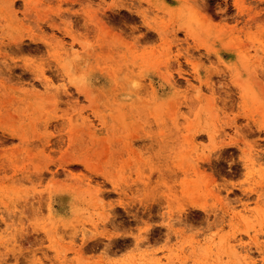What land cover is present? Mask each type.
I'll list each match as a JSON object with an SVG mask.
<instances>
[{"label":"rangeland","instance_id":"374dc122","mask_svg":"<svg viewBox=\"0 0 264 264\" xmlns=\"http://www.w3.org/2000/svg\"><path fill=\"white\" fill-rule=\"evenodd\" d=\"M73 2L87 5L92 3V0H73ZM241 2L248 4L249 15L253 17L264 5V0H241ZM30 3L41 5L39 8L31 9L36 13L38 20L47 18L50 11L60 10L49 8L51 0H30ZM56 3L66 5L68 0H56ZM145 3L157 5L160 12L172 13L168 19L162 14L151 18L154 31L148 30L152 31L149 43L156 46L157 56L160 49L175 42L174 37L179 34L176 30L183 28L185 40L189 35L194 36L191 41L194 54L201 53L200 62L204 64L206 71L211 65L219 66L220 61H223L224 70L218 67L216 72L205 75L204 85L213 86L211 93L203 92L199 97L193 93L185 101L191 115L180 108L179 112L173 110L166 119L165 112L160 107L164 98L160 96L157 99L159 91L165 87L164 84L157 80L160 90L154 91L152 98L149 99L131 88L128 83L131 77L127 72H124L123 77L121 76L127 68V61L136 53L120 46L121 37L113 30L115 24L106 27L102 25L96 35L91 37L85 31L83 39L80 28L76 27L74 22L65 23L63 35L59 34L60 28L54 29L56 35L48 32L52 53L61 59V63L66 61L78 63L81 58L85 59L88 80L81 87L85 100L79 98L80 93H72L71 88L58 97L49 98L17 83H6L5 78L0 77V217H2L0 264L9 257L20 259L22 249H24V258L37 264L43 261L52 264L57 257L60 264H114L118 260L121 264H188L189 260L191 264H201V262L240 264L246 259L257 258L251 248L253 246L257 250L259 248L261 241L257 238L261 235V221L264 220V212L261 211L264 209V202L259 191L261 184L264 183V172L260 171L261 161L258 158L255 160V167L252 168L253 179L247 186L252 190L234 189L235 195L232 196L223 189H216V192L223 191V201L220 210L212 212L211 216L198 215L200 210L191 208L184 213H169L170 217L173 215L191 217L185 219L183 224L180 220H176L170 230L168 225L171 221L164 218V205L168 203L165 197L164 205L141 206L136 203L127 205L128 209L138 208L140 215L147 211L149 218L154 213L159 215L160 221L153 229L156 235L153 236L150 232L145 238L146 243L141 241L139 245H134V241L138 238L135 233L131 238L114 237L111 228L107 227L115 221V217L105 218L107 204L118 200L121 195L120 192L110 190L113 176L125 174L136 179L131 177L135 165L137 177L143 178L139 165L143 159L142 147L146 145H143V142L135 143V137L141 132L148 137L161 136L171 139L175 136L180 144L187 143L190 146V154L200 145L199 150L196 151V158L205 155L203 145L207 141L198 137L205 135V132L201 131L202 128H209L213 108L223 107L222 104L214 103L215 98L221 95V85L226 97H234L237 105L243 104L250 114H256L254 122L264 118V113L260 112L264 104V78L261 76L264 73V43L259 35L264 31V27H261L258 20L251 33L245 29L242 37L240 30L232 26L234 13H229L227 23L216 22L209 25L208 17L216 11V0H206L199 24L189 23L187 19L181 21L180 6L186 3V0H173L172 3L169 0H145ZM13 4L14 0H0V40L4 39L6 28L24 26L22 19L27 14L22 13L21 16H17L19 5L13 6ZM79 10L87 14V19L92 18L87 7ZM72 11L75 12L77 9ZM104 15H109L111 18L122 14L110 11L105 12ZM8 34L11 35V31ZM249 35H251L250 39ZM85 42H90L91 46L88 47ZM241 68L245 73L243 78H241ZM225 72L228 73L227 78ZM69 93H72L71 99ZM57 100L59 103L56 107H45L47 103L56 104ZM150 104L152 108H149ZM54 116L59 119L52 120L49 124L48 121ZM177 117H187V119L180 123ZM153 120L157 121L154 130L151 123ZM168 120H171V123H168ZM42 124L45 127L42 128ZM54 130L60 135L48 136V133ZM212 131H215L214 125ZM256 131L258 134V127ZM12 132L19 134V140L11 135ZM64 137L68 141L64 144V148L67 149L71 145L72 158L83 160L92 170L89 179H95L99 173L104 174L94 184L84 181V186H81V181L78 179L81 170L79 165L73 166L64 175L50 174L46 170L47 160L52 159L45 151L46 146L57 150L64 143ZM241 150L242 146L240 149L232 146L229 155L233 152L238 155ZM63 155L62 152L61 156ZM246 162L252 163L251 157ZM218 163L220 161L210 157L207 167L192 166L191 172L181 178L185 181L184 187L204 184L211 192L217 183L215 165ZM73 172L77 175L73 176ZM50 181L56 190L51 202L57 219L71 220L74 216L79 231L73 228L68 238H64L67 230H58L53 224L47 232L34 231L30 236L20 235L21 232L27 233L28 225L25 223V216L18 214L17 209L23 213L25 207H30L36 212L42 204L47 205L49 201L41 198L39 190L41 186L47 188ZM123 191L131 201L134 192L127 189ZM174 191L173 189L169 192L168 196ZM236 197L240 199L237 201ZM21 199L23 206L20 203ZM116 215L120 217L121 223L123 218L127 217L128 227L131 229L132 217L129 216L128 211L122 209ZM86 221H91V228ZM192 221H200L204 228L210 230L201 235L194 230ZM199 226L200 224L195 225V227ZM249 228L252 229L251 235L247 232ZM241 229L244 231L240 232ZM73 233H76L80 239L76 240ZM237 233L239 240L252 242L244 251L239 250L242 245L238 246ZM230 234L235 243L230 242ZM46 236L51 238L46 240ZM109 237L112 239L109 240ZM22 240H27L31 245V255H27ZM49 244L51 247L48 246Z\"/></svg>","mask_w":264,"mask_h":264},{"label":"snow or ice","instance_id":"6c2138e0","mask_svg":"<svg viewBox=\"0 0 264 264\" xmlns=\"http://www.w3.org/2000/svg\"><path fill=\"white\" fill-rule=\"evenodd\" d=\"M170 3L173 0H169ZM206 0H186V3L181 5L182 16L181 21L185 19L189 23L199 24L201 16L204 12L203 5ZM17 7L16 15L21 16L22 13L27 14L23 16L22 23L24 26L19 28H6L3 40H0V77L5 78L6 83H17L49 98L58 97L61 93L68 92L69 88L72 93H80V99L85 100L81 87L87 83L88 69L85 59L81 58L78 63L65 62L61 63V59L53 55L51 50L50 38L47 33L52 32L56 35L54 29L60 28V35H63L65 23L74 22L76 27H79L82 34L86 31L88 35L95 36L100 27L115 24L114 31L120 37V46L125 50H131L136 55L127 61V68L121 73L127 72L131 79L128 81L133 90L139 91L141 96L151 99L153 92L160 90V83L165 87L159 91L157 99L163 96L164 101L160 105L161 110L165 112L166 119L170 116L173 110L179 112L183 108L185 112L191 111L185 101L189 96L195 93L196 97L201 96L203 92L211 93L212 85L205 87L204 77L206 74L216 72L218 67L224 70L223 61H220L219 66L211 65L207 71L203 63H201V53H195L191 44L193 35H189L185 40V32L183 28L178 29V36L174 37L175 42L166 48L159 50L157 56L156 46L149 43L153 29L152 17L162 14L165 19H168L172 14L171 12H160L157 5L145 3V0H92V3L81 5L74 3L73 0H68V3L57 4L56 0H51L49 8H58L59 11L51 12L47 18L38 20L32 8H39L41 5H33L30 0H14L13 6ZM82 7H87L91 13V19H87V14L80 11ZM73 9L77 11L73 12ZM261 11L254 17L249 15L248 4L242 3L241 0H216V11L212 16L208 17V23L212 24L227 23L229 13H234L233 28L240 30V35L243 37L245 29L251 30L256 27V21L260 22L261 27H264V5L261 6ZM146 10V11H145ZM117 12L122 15L118 17H111L104 15L105 12ZM218 13V15H217ZM30 25V27H29ZM51 25V27H49ZM11 31V35H9ZM259 35L264 43V31ZM251 38V35L248 37ZM88 47L91 46L90 42H85ZM79 47V45H77ZM151 52V55L149 53ZM218 58V57H215ZM194 60L196 61L194 63ZM187 69V71H185ZM241 78L245 75L244 70L241 68ZM225 72V78H227ZM264 78V73L261 74ZM123 82V80H122ZM220 97L215 98L214 103L223 105V107H216L212 110V121L209 128H202L201 131L205 135L198 137V139L207 141L203 145L205 155L196 158L197 149L189 153V145L187 143L180 144L179 140L173 136L171 139H166L161 136L148 137L143 132L135 137V143L140 144L143 142L141 155L143 159L140 161V171L142 179L137 177V170L135 165L131 177L125 174L114 175L113 183L110 190L120 192L121 195L118 200L107 204L105 209L106 217H115L114 224H108L107 227L111 228L114 237L127 236L132 237L133 233L138 237L134 241V245H139L141 241H146V237L151 232L153 236L156 233L153 231L160 221L159 215L153 214L148 217L147 211L140 215L138 208L128 209V203H136L141 206L161 204L164 205V199L167 197L168 203L164 205L165 220H170L168 227L171 230L172 224L176 220H180L183 224L185 219L191 217H183L180 215L169 216V213H184L188 209H199L198 215L207 214L211 216L212 212L219 211L223 201V191L235 195V190L245 189L251 191L252 189L247 186L251 184L253 179L252 168L255 167V160L258 158L261 161L260 171L264 172V118L256 120V114L249 113V110L243 105H237L234 97H226L223 91V85L220 88ZM72 93H69V98H72ZM56 104L47 103L46 108L56 107ZM78 106V105H77ZM152 108V105H149ZM71 110V109H70ZM264 113V104L260 109ZM58 117H52V120H58ZM187 117H177L178 122L183 123ZM153 130L157 126V121H151ZM171 123V120H168ZM212 125L215 126V131H212ZM45 127V125H41ZM257 127L259 133L257 134ZM11 135L19 140V134L12 132ZM60 135L55 130L48 133V136L55 137ZM64 143L60 148L53 150L50 147L45 148V151L52 157L47 160V171L50 174L64 175L73 166L79 165L80 172L78 179L81 181V186H84V181L89 184H94L96 180L100 179L104 174H97L95 179H89L92 176V170L83 160L73 159L71 156L72 147L64 148L67 144V138L64 137ZM232 146L242 150L238 155L233 152ZM250 150V151H249ZM64 153L61 156V153ZM218 160L220 163L215 165V177L217 183L213 186V190L209 192L206 185L200 184L199 186L189 185L184 187L185 181L181 179L186 177L191 172V167L205 168L208 166L207 161L209 158ZM249 157L252 163H248ZM241 166H243L241 168ZM73 176L77 174L72 173ZM75 182V181H74ZM124 189L134 192V197L130 201L124 194ZM139 189V191H136ZM175 190L171 196L169 192ZM216 189H223L222 192H216ZM259 191L261 192L262 202H264V183L261 184ZM39 195L42 199L49 201L47 205H41L40 209L36 212L30 207H25L24 212L21 213L17 209V213L25 216V223L28 225L27 233L21 232L20 235L30 236L34 231L37 233L47 232L49 227L53 224L56 225L58 230L65 231V237L68 238L69 232L73 228L79 231L78 225L75 222V217L72 216L71 220L67 218L57 219V214L54 213L52 204L53 197L56 195L55 186L51 183L47 188L40 187ZM99 195V193H97ZM219 197V199H217ZM240 198L236 197L238 201ZM23 206V200L20 201ZM101 203H106L101 201ZM122 209L128 211L129 216L132 217V227H128V218H123V223L120 222V217L116 214ZM264 212V209H261ZM2 219V217H0ZM227 217H225V220ZM88 227H92L91 221H86ZM194 230L203 235L210 229L203 227L200 221H192ZM43 224V228H41ZM200 224L199 227H195ZM103 226V225H101ZM228 225L225 223V227ZM193 231V229H188ZM244 230L241 229L240 232ZM251 235L252 229L247 230ZM76 240L80 237L73 233ZM171 235V231H169ZM215 235V234H213ZM46 236V240L50 239ZM175 239V237H173ZM87 239V237H85ZM112 237H109L111 240ZM162 239V237H161ZM230 242L235 243L230 234ZM260 240L259 248L253 246L251 251L256 254L255 260H244L240 264H264V220L261 221V235L257 238ZM238 246L240 251H244L248 245L252 244L251 241L239 240V233L236 234ZM159 242V241H158ZM22 244L27 249V255H31V245L27 240H22ZM51 247V244L48 245ZM22 255L20 259L9 257L3 264H37V262L24 258V249L21 250ZM131 252H129V255ZM247 256V253H245ZM40 264H48L47 261L40 262ZM52 264H60L59 259L52 261ZM114 264H121V261H115ZM191 264V260L188 261ZM207 264V262H201Z\"/></svg>","mask_w":264,"mask_h":264},{"label":"bare ground","instance_id":"6f19581e","mask_svg":"<svg viewBox=\"0 0 264 264\" xmlns=\"http://www.w3.org/2000/svg\"><path fill=\"white\" fill-rule=\"evenodd\" d=\"M89 131V130H88ZM89 132H91V131H89Z\"/></svg>","mask_w":264,"mask_h":264}]
</instances>
